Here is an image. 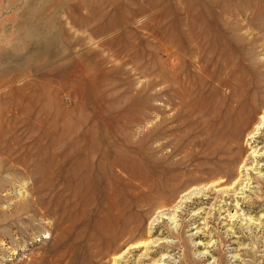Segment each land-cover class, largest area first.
<instances>
[{
    "label": "rangeland",
    "instance_id": "rangeland-1",
    "mask_svg": "<svg viewBox=\"0 0 264 264\" xmlns=\"http://www.w3.org/2000/svg\"><path fill=\"white\" fill-rule=\"evenodd\" d=\"M262 83L264 0H0V264H264Z\"/></svg>",
    "mask_w": 264,
    "mask_h": 264
},
{
    "label": "bare ground",
    "instance_id": "bare-ground-1",
    "mask_svg": "<svg viewBox=\"0 0 264 264\" xmlns=\"http://www.w3.org/2000/svg\"><path fill=\"white\" fill-rule=\"evenodd\" d=\"M188 32V31H187ZM193 32V31H192ZM189 33V32H188ZM199 33V32H198ZM191 34V33H190ZM189 35V34H188ZM190 36V35H189ZM180 37H181V41L183 43V41H185L188 37H187V33L185 31H183L181 34H180ZM191 37H194L195 38V42H196V45L198 46H201L203 44H207V40L205 39V37L201 34H193L191 35ZM194 40V39H193ZM190 41V39H189ZM188 41V42H189ZM187 42V41H186ZM191 42V41H190ZM194 42V43H195ZM185 43V42H184ZM193 43V42H192ZM188 44V43H187ZM184 45V44H183ZM191 45V44H190ZM189 45V46H190ZM186 46V45H185ZM188 46V45H187ZM205 46V45H204ZM203 47V46H202ZM193 49V48H192ZM197 49H199L197 47ZM200 50V49H199ZM205 68V67H204ZM238 72V71H237ZM238 74V73H237ZM169 76L170 74L169 73H166L165 74V78H163L166 82H169ZM244 77V76H243ZM173 77H171L170 80H173L172 79ZM176 78V77H174ZM176 81H178V77L176 79ZM165 82V83H166ZM258 82V81H257ZM171 83V82H170ZM183 84V83H182ZM170 85V84H169ZM174 85V84H173ZM181 85V83L179 84ZM183 87H185V85H181ZM180 86V87H181ZM187 86V85H186ZM175 87V86H174ZM179 86L176 87L177 90L176 92H180L181 87L180 88ZM188 87V86H187ZM190 87V86H189ZM173 88V87H172ZM170 86L166 85V88L164 90L165 94L169 95L171 94V89H172ZM190 89H193V88H190ZM184 90V89H183ZM188 91V89H185ZM194 90V89H193ZM192 90V91H193ZM190 91V90H189ZM248 91V90H247ZM255 93L251 94V95H243V97H237L235 100H234V103H232V106H231V103H230V107L224 111V114L221 116L222 118V121L220 124H223L225 125V131L227 130L228 132L227 135L230 136L229 138L231 139L232 143L234 144H230L231 146H224L223 148V152L221 153H218V155H221V158L220 160L222 161L221 164H223V166L221 167L220 171L221 172H224L225 175L227 176V180L231 179L232 176L234 175V172L236 170V167L238 165V163L241 164V161L243 160V155L241 152H239V148H238V144L241 145V141L243 142V139L248 137V139H255L257 138L259 135L258 133L260 134V132L257 131V129H259L260 127L257 125L255 127H253L254 125V119L255 118H258L260 120V118H263V115H264V83L260 84L258 87H256ZM175 93V92H174ZM189 94V93H188ZM238 94V93H237ZM182 95V94H181ZM185 95V94H184ZM178 96V95H176ZM175 98V97H174ZM177 98V97H176ZM179 98V97H178ZM170 102V101H169ZM216 104V103H214ZM213 107V106H212ZM203 109V108H202ZM217 109V108H216ZM263 109V110H262ZM214 110V109H213ZM262 110V112H261ZM215 111H213L214 113ZM260 114L259 117H256L257 114ZM218 114V113H217ZM217 117V115H216ZM218 119V118H217ZM259 120H258V123H259ZM254 121V122H253ZM218 122V121H217ZM219 123V122H218ZM261 123V122H260ZM219 124V127L221 126ZM257 124V123H256ZM221 128V127H220ZM223 130V133H225ZM219 134V133H218ZM227 136V137H228ZM221 138V137H220ZM221 140V139H220ZM222 141V140H221ZM219 141V142H221ZM227 141V140H226ZM200 142V141H198ZM225 142V141H223ZM223 142L222 144H219V147L220 145H223ZM228 142V141H227ZM199 144V143H198ZM200 145V144H199ZM227 145V144H226ZM217 147V145H216ZM218 148V147H217ZM215 150V149H214ZM213 150V151H214ZM243 151V150H242ZM224 153V154H223ZM223 154V155H222ZM219 160V159H218ZM199 164V163H198ZM220 164V166H221ZM219 165V164H218ZM219 169V168H218ZM213 174V173H212ZM224 175V176H225ZM217 176H220V175H217ZM222 176V175H221ZM169 179V178H168ZM101 215V214H100ZM120 216V214L118 215L117 214V217ZM125 216V215H124ZM122 216V217H124ZM126 218V217H125ZM121 220V219H120ZM132 220V219H131ZM126 222V221H125ZM128 223V221H127ZM130 224V223H129ZM132 224V222H131ZM127 227L129 226L128 224H126ZM121 227V226H119ZM126 227V228H127ZM130 229V228H129ZM123 230V231H122ZM122 232H121V236L123 233H125V227L122 228ZM132 230V229H131ZM127 231H130V230H127ZM120 234V232H119ZM126 235V234H125ZM119 236V237H121ZM107 239V238H106ZM123 240V239H122ZM128 241V240H127ZM68 243V242H66ZM77 243V242H76ZM75 243V244H76ZM69 244V243H68ZM77 244H82V243H77ZM57 246V245H56ZM70 246V245H69ZM59 248V247H57ZM56 249V247H55ZM64 250V249H63ZM107 252V250H106ZM59 253V252H58ZM100 254H102L101 251H93L91 253H89L86 257H85V264H98V261L96 260L97 256H99ZM62 257V256H60ZM58 258V257H57ZM60 259V258H59ZM57 260V259H56ZM58 262V261H57ZM61 262V261H60ZM56 263V262H55Z\"/></svg>",
    "mask_w": 264,
    "mask_h": 264
}]
</instances>
